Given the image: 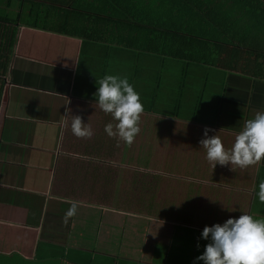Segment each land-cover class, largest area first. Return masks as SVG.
<instances>
[{
    "label": "crops",
    "instance_id": "crops-1",
    "mask_svg": "<svg viewBox=\"0 0 264 264\" xmlns=\"http://www.w3.org/2000/svg\"><path fill=\"white\" fill-rule=\"evenodd\" d=\"M87 2L103 3L94 41L110 51L95 44L81 64L80 37L16 30L0 99V264H193L203 226L241 211L264 218L254 194L264 158L212 167L198 143L207 126L231 146L264 109V74L216 73L218 57L205 50L217 43L194 32L243 40L246 63L264 66L262 27L242 19L261 16L264 0ZM105 74L126 76L139 93L131 143L104 131L115 123L95 103ZM71 115L92 135L75 136Z\"/></svg>",
    "mask_w": 264,
    "mask_h": 264
},
{
    "label": "clouds",
    "instance_id": "clouds-1",
    "mask_svg": "<svg viewBox=\"0 0 264 264\" xmlns=\"http://www.w3.org/2000/svg\"><path fill=\"white\" fill-rule=\"evenodd\" d=\"M95 85V103L115 121L106 123L104 131L110 137L117 136L125 143H131L139 131V114L143 111L139 93L126 76L116 74H105L95 81ZM70 128L78 137L92 135V130L79 115H71ZM209 131L205 126L198 143L212 167L234 164L243 168L264 158V109L244 120L228 148L223 146L216 132L209 136ZM254 194L264 202V180L256 185ZM75 208L76 202H70L66 216L73 215ZM200 238L207 242L203 251L193 258V264L195 261H202V264H264V218H254L241 211L237 217L229 216L223 222L203 226Z\"/></svg>",
    "mask_w": 264,
    "mask_h": 264
},
{
    "label": "trees",
    "instance_id": "trees-1",
    "mask_svg": "<svg viewBox=\"0 0 264 264\" xmlns=\"http://www.w3.org/2000/svg\"><path fill=\"white\" fill-rule=\"evenodd\" d=\"M102 5V2H94L89 5L87 0H0V99L5 71L12 55L16 30L19 25L80 37L81 48L79 55L81 64L84 50L91 49L95 44H98L100 49L103 48L102 51L105 53L110 51L108 47H102L100 42L94 41L101 38L100 32H97L98 30L95 31V28L100 26L99 22H103L101 15L103 12ZM112 7H115V5ZM257 14L242 19L247 20V24L254 26L256 29H258L257 26L259 25L262 27L259 31L260 45L258 46L259 50H261H257V54L260 52L259 56H262L264 52V11L261 16L260 12H257ZM109 15L105 19L116 20L119 18L113 14ZM194 34L195 37H202L200 40L203 44H208L207 41H211V39L217 43V47L213 50L202 49L208 54L215 52V56L218 57L216 64H208L210 67H214L216 73L234 71L249 73L248 75L252 79L263 77L264 66L261 63L253 62V65L246 63L244 56L248 54L246 49L250 45L245 44L243 40L242 42H237L233 39L222 40L213 38L198 32H194ZM91 43L92 45L89 47ZM185 52L190 53L192 58L190 61L197 62L200 60L197 59V50L186 49Z\"/></svg>",
    "mask_w": 264,
    "mask_h": 264
},
{
    "label": "rangeland",
    "instance_id": "rangeland-1",
    "mask_svg": "<svg viewBox=\"0 0 264 264\" xmlns=\"http://www.w3.org/2000/svg\"><path fill=\"white\" fill-rule=\"evenodd\" d=\"M146 196H148L149 197V194H146ZM161 199H162V197H160Z\"/></svg>",
    "mask_w": 264,
    "mask_h": 264
}]
</instances>
